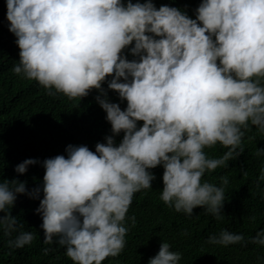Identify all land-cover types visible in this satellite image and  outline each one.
Instances as JSON below:
<instances>
[{"label":"clouds","instance_id":"9594fccd","mask_svg":"<svg viewBox=\"0 0 264 264\" xmlns=\"http://www.w3.org/2000/svg\"><path fill=\"white\" fill-rule=\"evenodd\" d=\"M7 9L20 47L13 70L52 95L82 98L99 89L96 99L113 135L95 151L70 144L67 156L45 159L42 188L29 192L27 181L0 182L6 235L18 227L9 210L17 195L39 198L43 191L36 211L45 241L58 237L75 264H102L125 247L133 196L153 186L150 169L161 164L164 202L189 215L205 206L221 218L224 187L203 177L243 151L249 123L264 132V0H202L195 19L179 7L157 8L153 0H7ZM130 45L138 59L124 52ZM109 76V88L127 101L124 109L103 88ZM217 142L228 151L211 157L205 149ZM38 162L27 158L16 171L26 173ZM221 180L228 183L227 176ZM34 238L21 230L8 244L22 248ZM243 239L223 229L208 241ZM250 239L264 245V229ZM181 256L163 240L149 264H179Z\"/></svg>","mask_w":264,"mask_h":264},{"label":"trees","instance_id":"16d2710c","mask_svg":"<svg viewBox=\"0 0 264 264\" xmlns=\"http://www.w3.org/2000/svg\"><path fill=\"white\" fill-rule=\"evenodd\" d=\"M201 2L153 0L157 8L164 4L179 7L194 19ZM7 11V0H0V182L27 181L31 192L42 188L45 159L58 154L67 156L70 144H86L95 151L96 144L106 143V136L113 132L105 109L96 99L103 95L99 89H91L82 98H69L59 92L52 95L38 81L13 70L20 60V47L16 35L9 29ZM131 47L124 52L130 60L138 59L131 53ZM111 78L105 80L103 88L108 98L124 109L127 101L109 88ZM138 123L142 126L144 122ZM243 130L245 135L240 146L243 151L203 177L224 187L221 218L206 211L205 206L195 207L189 215L164 202L161 198L164 167L158 165L150 169L156 177L153 186L133 196L126 217L125 247L102 264H149L163 240L169 242L174 251L182 253L179 264H264V245L250 239L264 229V180L258 182L264 172V153L259 152L264 148V132L250 123ZM123 135V132L116 135L117 143ZM205 151L211 157H220L228 147L217 142ZM27 158H36L39 162L30 165L26 173L17 172L16 165ZM224 176L228 178L226 185L221 180ZM43 196V191L39 198L20 193L10 206L12 215L18 219V227L11 236L0 228V264H75L67 255L66 246L59 244L58 237L45 241L43 217L36 211ZM3 215L5 213L0 212V216ZM223 229L241 233L244 239L228 245L208 241L210 235H219ZM21 230L33 232L35 238L22 248L10 246L8 240L14 239Z\"/></svg>","mask_w":264,"mask_h":264}]
</instances>
